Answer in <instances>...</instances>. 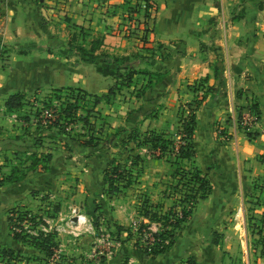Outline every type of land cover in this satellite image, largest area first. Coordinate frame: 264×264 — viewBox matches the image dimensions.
<instances>
[{"label":"crops","instance_id":"crops-1","mask_svg":"<svg viewBox=\"0 0 264 264\" xmlns=\"http://www.w3.org/2000/svg\"><path fill=\"white\" fill-rule=\"evenodd\" d=\"M70 2L68 14L74 21L102 33V47L130 58L137 54L131 61L138 73L131 85L121 89L122 92L136 89L135 93L129 94L121 104L111 99L97 105L111 126L125 125L128 129L137 126L141 134L156 129L170 135L178 128L184 105L202 95L192 84L207 77L206 84L211 87L197 109V154L193 163L208 174L212 191L197 203L167 249L151 254L127 237V225L136 218L137 209L126 204L122 191L112 194L100 190L98 180L97 186L91 184L89 187L90 195L104 204L100 209L102 215L100 211L96 214H100L101 222L104 218L110 219L111 229L120 237V250L116 246L107 251L103 261L87 258L85 254L90 251L91 240L95 237L91 233H81L80 221L76 219L67 226L56 223L60 231L56 241L61 254L67 257L85 255L84 260L70 264H264V0H150L151 12L154 9L152 17L145 21L146 6H142L138 14L149 30L144 34L145 25H141L142 30L137 25L134 32L128 31L127 34L132 32L130 35L115 28L117 21L123 20L118 10H122L126 0ZM15 6L21 11L15 9L12 14L15 17L13 29L16 33L23 28L31 30L32 23L25 22L22 26L18 22L20 16L29 17L28 10H24L18 0ZM42 9L47 14L49 8ZM161 45L165 50L162 51ZM33 53L11 59L9 75L6 70L0 73L4 111H0L3 114L0 118L4 123L16 114L4 104L13 92H31L40 86H80L101 94L117 81L114 75L99 71L97 61L83 60L81 54L74 52L73 55L83 62L73 65V75L65 81L63 57L56 61L55 71L49 66L47 53L40 54V60ZM85 66L88 71L83 70ZM243 114H256L248 129L240 124L239 115ZM248 131L253 135H248ZM148 149L149 145L143 144L133 150L145 159L142 182L135 184L142 187L139 191L157 187L161 191L164 188L161 178H177L172 175L171 162L146 155L144 152ZM99 157L98 154L83 157L86 172L81 173L85 178L95 173L98 178H104L105 167L99 172L96 169ZM45 173L46 170H42L36 177L41 178ZM82 186L84 183L81 189H87ZM171 194L175 196L174 192ZM248 216H253L254 226L261 221L263 230L250 228ZM117 224L124 228L117 229ZM261 236L262 242L259 241ZM5 247L12 248L11 256L25 259V263L30 264L32 261L28 258L32 257L36 264H43L40 260L44 255L42 249L30 241L15 238L7 218L0 223V250ZM0 264L8 263L0 261Z\"/></svg>","mask_w":264,"mask_h":264},{"label":"rangeland","instance_id":"rangeland-1","mask_svg":"<svg viewBox=\"0 0 264 264\" xmlns=\"http://www.w3.org/2000/svg\"><path fill=\"white\" fill-rule=\"evenodd\" d=\"M16 1L17 0H0V73L6 70L5 73L9 75L8 66L10 65L11 59L15 57L28 56V53L34 52L32 55L40 60V54L47 53L49 55V66L55 71L57 68L56 61L61 60L60 58L63 57L65 62L63 67L65 81H68L73 75V65L77 62H83L80 58L75 57L73 52L81 54L83 60H88L78 51L80 45H85L90 48L94 39H101L102 33L95 32L96 29L90 25L80 24L73 20L72 16L68 14L70 10V8L68 10V6L69 4L71 5L70 0H18L20 5L24 7V10H28L29 12V17L27 19L20 16V21L18 22H20L22 26H25V22H27L28 25L32 23L33 27L31 30L23 28L16 33L17 31L12 27L15 20L12 14L14 15L15 9H19L15 6ZM85 2L86 1H84V3ZM44 6L45 8H49L47 14H45L46 12L42 9ZM142 6L143 2L140 0H126L122 10H118L119 18L123 20L120 22L119 20L117 21V25L115 26L116 31H125V35H130L132 33L131 31H133L137 25H140V29L142 30L141 25H145L143 22L147 19L144 15V19L146 18L144 21V19L140 18L138 15ZM19 10L21 11V9ZM153 13L154 9L148 18L152 17ZM80 25H83L85 29L81 30ZM143 29L144 34L149 30L146 25ZM129 30H131V33L127 34ZM160 47H162V51L165 50L164 46L161 45ZM102 49L113 56H123L118 52L109 51L105 47L99 48L97 52H100ZM136 56L137 54H135L133 58H129L130 60H134ZM96 61L102 65L108 64L103 57H99ZM120 64L121 71L126 76L128 70L124 67L123 59H120ZM39 66L36 67L40 71ZM110 67L114 70L118 68L117 65L113 63L110 64ZM22 68L23 66L20 67V69ZM83 70L88 71V67H83ZM37 76H39V74ZM125 76L121 78L120 81H122V83L117 87L115 94L111 96V99H117L120 104L129 94L135 93L136 91V89L127 92L121 91V89L124 88ZM67 87L70 89H65V91H63L64 93H61V95L57 90L46 86H40L37 90L34 89L31 92H26L24 106L15 110L16 114L12 115L11 118H7V122L4 123V119L2 120L0 118V180L11 171H14L15 175L20 177L17 181L5 179V181L0 184V223H3L6 218L8 220V216L13 207L22 206L26 208L27 205L30 207H27L28 209L38 214L40 222L46 223V219H49L51 224L54 225L53 228L49 229V234L58 236L60 231L56 229V223L67 226L69 223L71 224V219H76L78 214H83L86 218L84 221L78 223L81 230L80 232L91 233L95 237L91 240L90 244L93 245L90 247V251L85 254L88 255L87 258L91 259L90 255L94 248L108 251L114 244V246H117L120 250V243H118L120 237L116 234L115 229H111L110 219L104 218L102 220L103 222L100 221V209L104 207V204L101 203L97 197L94 199L89 191L91 184L97 186L96 184H98L97 182L99 180L100 190L105 189V191L108 192V183L102 176L98 178L96 173L90 178H85L82 175L81 172H86L82 162L83 157L92 154L100 155L99 158L101 160L97 164L98 168H96L98 172L109 164H113V158L129 164L130 161L126 159L129 154H136L135 151L132 152L136 147V142L134 141L135 136L133 133L127 134L130 132L128 130L117 134L116 142L118 144L114 146L111 139L119 126L113 127L108 123H104L94 112L91 113L93 116L91 117L90 124H86L82 119H75L70 123H66V125L64 124V127H49V120L57 117L60 106H62L63 102L67 101L68 94L65 93L71 94L74 90L75 93H81L80 91L82 90L90 92L80 86ZM50 94L57 96L51 97ZM200 94H203V92H200ZM60 96H62V98ZM94 99L95 98L89 95L86 97L85 103L91 106ZM2 106L3 96H0V111L4 112L1 108ZM89 113L90 112H88L86 108L80 109L78 117L80 115L85 116ZM2 115L1 113L0 116ZM106 120L108 122L107 117ZM241 120L242 116L239 117L240 124H242ZM176 131L170 133L169 136L176 137ZM92 134L99 144L92 147L83 146L81 144L82 141L84 139H90ZM127 137H130L131 141H129ZM92 141L94 142L96 140L93 139ZM49 153H52L53 157L51 162H47L49 168H45L46 173L41 177L42 179L38 176L36 177V173L43 170L41 167L45 165V160H47ZM144 153H146V155H152L151 148L149 147ZM78 160H80L81 163H78ZM185 164H187V166L194 165V163L190 161L185 162ZM173 167L172 165V169ZM133 168L139 169V171L141 169L138 165ZM141 175L142 172H140L137 182L141 181ZM161 179L160 182L164 185L161 191L158 187L154 189L150 188L148 191H139L142 187L137 186V184H135L137 182H135L131 188L122 189V193H125L121 194L123 196L122 199L127 205L130 203L137 209L136 218L127 225V237L134 245L139 247L142 246L144 251H146L144 246L147 242H145L142 237L140 228L136 229V227L133 226V223L137 221V225L140 227L139 222L144 220V216L140 213L142 206L145 204L146 206L151 205L157 210H159L160 207L168 209V207L173 205L176 198V194H174L175 196L171 194L174 192L172 185L176 180L170 177ZM82 183L85 185L82 187L87 189H81ZM262 186H264V184H262ZM23 201L28 203L25 204ZM125 202L122 201V203ZM98 211H100V214L97 216L96 213H98ZM252 219L253 216H248L250 228H259L260 231L263 230V227H261L263 223L260 221L257 226H254L255 222H253ZM103 223H105V225H101ZM159 229L161 230L162 227ZM25 230L26 229H24V231ZM33 231L34 232H31L32 236H39L42 233H46L44 230L37 227L34 228ZM71 233L77 236L76 233ZM106 233L110 234L113 244H109L106 239L102 238V234ZM27 234H30V232H27ZM262 239L261 236L259 241L262 242ZM148 244L150 245V243ZM56 246L58 248L59 244ZM116 250L117 249H115V251ZM42 252L44 255L40 256V258H42L40 260H43V264H64L63 261H65V264H70L75 263L79 259L84 260L83 257L85 256L83 253L79 255H69V257L62 254L61 257L56 258L54 251L50 255H47L43 249ZM146 252L151 253L150 251ZM104 256H106V254H102V261ZM14 259L16 260L10 262V260ZM19 260H22V262L19 263ZM28 260L32 261L30 264H36L34 261L36 260L35 258L29 257ZM0 261H4L8 264H29V262L25 263V259H20L16 255L10 256L4 253L3 249L0 250Z\"/></svg>","mask_w":264,"mask_h":264},{"label":"trees","instance_id":"trees-1","mask_svg":"<svg viewBox=\"0 0 264 264\" xmlns=\"http://www.w3.org/2000/svg\"><path fill=\"white\" fill-rule=\"evenodd\" d=\"M152 5L153 4L150 2V0H146V18L151 15L150 8ZM80 28L81 30L85 29L83 25H80ZM94 40L92 41L90 48L86 47L85 45H80L78 51L82 53L84 58L92 61H96L99 57H103L108 64H98L97 68L104 74L114 75L117 78L116 83L110 86L107 92L101 94L87 92L86 90L80 91L81 93H75V90L72 91L71 94L65 93L68 94L66 99L67 101L63 102L62 106H60L57 117L49 120V127H64V124L66 125V123H70L75 119H82L86 124H90L91 117L93 116L91 115L92 112H94L98 118L103 120L104 123H109L106 120V116L99 109H97V105L103 100L109 101L111 96L115 94L117 87H119L122 83L120 80L125 75L121 71L120 59L124 60V67H126L128 70L125 76L126 80L123 85H131L135 74L138 73L136 65L133 64L128 56H113L103 49L100 52H97V50L102 47L103 36L101 39ZM111 63L116 64L118 68L116 70L111 68ZM206 79L207 77L198 79L192 85L196 91L202 90L203 94L200 97H196L193 102H187L180 111V121L175 134L176 137L166 135V133L163 131H158L156 129H148L144 134H141L137 126H132L128 129V127L125 125L117 127L115 134L112 135L111 140L113 145L117 146V134L119 132H126L129 130L130 132L127 134H134L136 146L143 144L149 145L152 156L157 158H165L174 166L172 169V175L177 178V180L173 183L172 187L174 188V193L177 194V198L173 205L168 207V209H163L160 207L159 210H157L151 205L146 206L144 204L140 210V213L144 217H147L151 221H159L162 224V229L154 233V241L150 243V245L148 244L144 246L145 250L150 251L151 254H158L167 249L169 244L174 239L176 231L182 227L183 223L192 215L197 203L202 198L208 196L212 191V182L208 174L195 164L191 166H187V164H185L187 161L193 162L197 154L195 145L196 127L198 123L197 109L199 108V105L205 97L207 91L210 90L211 87L210 85L206 84ZM53 89L60 92L61 95V93H64L63 91H65V89L70 88L63 86ZM50 95L51 97L57 96L54 94ZM89 95L95 98L91 106L85 103L86 97ZM60 97L62 98V96ZM24 103L25 93L16 91L11 93L5 99L4 104L9 110L15 111L22 108ZM252 107L257 114L258 111L256 106L253 104ZM83 108H86V110L90 113L85 116L80 115L78 117L79 110ZM240 116L241 115H239V117ZM248 135L252 136L253 134L251 131H248ZM127 138L129 141H131L130 137ZM93 139L96 141L93 142ZM81 144L83 146L92 147L97 146L99 142L92 134L90 139H84ZM51 159L52 153H49L47 160H45V165L41 167L43 170L48 167L47 162ZM126 160L130 161V163L126 164L119 159L113 158L114 163L109 164L104 169V179L108 183V191L112 194L118 193L122 191L123 188H126L137 182L145 159L141 154L136 153L129 154ZM137 165L140 166V171L139 169L133 168ZM5 179L9 181H17L20 179V177H17L14 171H11L0 180V184L1 182H4ZM37 217L38 214L32 212V210L28 208H23L22 206L13 207L10 211V215L8 216L10 229L12 230L13 236L15 238L30 241L43 249L47 255H50L55 250V248H57L56 245L58 243L56 241V236L49 234V232L42 233L39 236H32L25 232H19L14 229V226L20 224L19 222L23 219L27 218L34 221ZM38 218L40 219V217ZM146 225L147 223L144 221L140 222L139 228L141 232ZM123 228V225L117 224V229ZM3 250L4 253H7L10 256L14 252L12 248L7 247L3 248Z\"/></svg>","mask_w":264,"mask_h":264},{"label":"built area","instance_id":"built-area-1","mask_svg":"<svg viewBox=\"0 0 264 264\" xmlns=\"http://www.w3.org/2000/svg\"><path fill=\"white\" fill-rule=\"evenodd\" d=\"M143 6L144 7L146 6V2L143 3ZM199 91L202 92V90H199ZM200 92L198 93L199 95H201ZM255 118H256V114H243L241 123L243 124V126L246 129H248L250 124H251V122L254 121ZM74 210H76V209H74ZM81 215H83V214H78L76 219L79 220V217ZM85 218H86V216H85ZM76 219H71L70 220L71 223H74L76 221ZM46 220H47V222L44 223V222H40V219L38 217L34 221L32 219L25 218V219H23L22 221L19 222L20 224L14 226V229L17 230V231H21L23 233L24 232H26V233L30 232V235H31V232H34L33 229L37 227L39 229L44 230L47 233L50 228L54 227V225L51 224L49 219H46ZM144 220L143 221L145 223H147V225L143 229L144 232L142 231V237L144 238L145 242H147L146 245H148V243H152L154 241V239H155L154 233L160 230L159 228L162 227V224L159 221H151L147 217H144ZM55 226H56V229H59L58 225H55ZM133 226L136 227V229H139V227L137 225V221H135L133 223ZM139 226H140V222H139ZM24 229H26L27 231L26 230L24 231ZM102 238L106 239L109 244H113L112 243L113 241L110 238V234L109 233L102 234ZM146 239H148V240H146ZM114 247L115 246L113 244L112 248L110 247V249H108V251L114 249ZM54 252H55L56 258H59V257L62 256L61 252L59 251V247L55 248ZM106 252L107 251H103L101 249L94 248L93 252L90 255L91 259H95V260H99L100 261L102 259V254H106ZM185 264H191V263L186 262Z\"/></svg>","mask_w":264,"mask_h":264},{"label":"bare ground","instance_id":"bare-ground-1","mask_svg":"<svg viewBox=\"0 0 264 264\" xmlns=\"http://www.w3.org/2000/svg\"><path fill=\"white\" fill-rule=\"evenodd\" d=\"M84 220H85V216H84V215H81V216L79 217V221L82 222V221H84Z\"/></svg>","mask_w":264,"mask_h":264}]
</instances>
